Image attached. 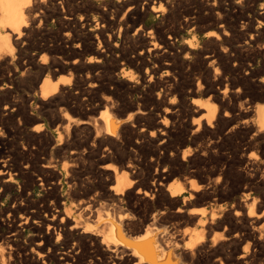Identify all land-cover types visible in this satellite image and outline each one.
Listing matches in <instances>:
<instances>
[{"label":"bare ground","instance_id":"bare-ground-1","mask_svg":"<svg viewBox=\"0 0 264 264\" xmlns=\"http://www.w3.org/2000/svg\"><path fill=\"white\" fill-rule=\"evenodd\" d=\"M122 1L127 8L124 7L118 20L115 16L120 6L110 0H103L102 6L96 8L102 23L99 36L95 37L96 54L84 59L77 49L84 43L79 30L90 22V15L81 0H0V130L6 131V137H0V197L10 189L15 175L25 176L23 188L34 181L30 161L26 159L25 166L14 170L4 159L12 152L6 146L14 130L23 133L22 155L33 153L37 140L52 144L50 151L61 153L64 158L60 170L55 168L59 164L51 159L43 162L42 168H35L39 187L48 184L47 194L55 197L53 207L46 206L43 215L41 211L28 210L16 223L15 216L3 217L4 209L0 206V229L7 226L8 232L6 240L2 237L8 249L0 248V264H11L8 262L16 246L15 236L33 223H37L35 252L42 256L52 255L43 249L53 248L54 244L50 246L53 239L57 243L62 236H77L95 243L102 252L122 261L120 264H264V152L259 156L251 150L255 145L264 148V108L257 107L251 118L247 117L248 103L245 107L226 108L229 99L242 96L239 93L242 89H230L228 93L233 82L218 75L215 67L218 61L228 58L226 43L230 35L219 1L204 0V5L201 4L211 16L208 24L200 26V13L186 8L178 24L180 29L189 28L192 37L187 41L188 49L204 67V75L190 92L207 94L216 101L205 106L197 99L188 104L184 98L179 104L168 99L174 92V82L166 72L170 74L173 70L179 54L176 29L163 26L162 22L142 23L152 13L163 20L189 0ZM50 19L58 24L53 36L59 45L41 44L35 39L40 35L41 40L50 41L47 36L52 34L47 35L46 30ZM124 42L131 47L130 57L123 48ZM247 44L252 46L255 42ZM68 45L71 48L65 49ZM127 66H133L137 73H130ZM253 75L250 71L249 76ZM138 79L142 89L131 84ZM260 85L264 87L263 83ZM137 89L141 98L133 99V91ZM13 93L15 98L11 100ZM149 96L154 104L147 107L144 99ZM184 107L192 115L191 122L183 128L188 137L174 132V127L183 123L180 111ZM69 111H82L86 116ZM28 112L37 114L36 118L44 122L28 128ZM219 122L223 123L221 130ZM127 131L135 135L137 145L148 137L145 142L152 148V154L144 163L152 173L143 172L134 147L128 151L121 149ZM156 138L161 140L157 144ZM226 144L230 145L228 154L222 152ZM84 146L87 153L102 150L100 162L112 159L111 153L120 149L126 160L117 165L90 163L87 167L90 176L75 178L79 172L77 162L88 158L83 154ZM84 170L83 166L81 171L86 173ZM59 174L66 181L58 189L47 178L56 179ZM174 174L182 180L171 181ZM70 197L78 198L77 206L73 204L75 207L61 211L58 205ZM131 197L144 204L159 203L166 216L156 214L147 218L131 212L127 207ZM203 201L208 207L195 206ZM19 207L13 200L9 211L15 212ZM183 216L186 222L194 224L193 233L165 228L166 218ZM135 220L144 223L139 224L137 235L132 234ZM58 264L76 261L71 253L62 251Z\"/></svg>","mask_w":264,"mask_h":264},{"label":"rangeland","instance_id":"rangeland-1","mask_svg":"<svg viewBox=\"0 0 264 264\" xmlns=\"http://www.w3.org/2000/svg\"><path fill=\"white\" fill-rule=\"evenodd\" d=\"M81 1L87 6L88 14L90 15L89 16L90 17V20H89L90 22H88L87 25H85L84 27L80 28V30H79L80 36L81 37L83 36L82 38L84 39V43H81L80 46L77 47V49L81 50L83 58L86 59V58L96 54L95 51L93 50V49L97 48V43H98V42H96L97 40H96L95 37L99 36V34H97V33L100 31L101 24H102L101 21H100V17L97 14V9L96 8H98V7L100 8V6H102V1L103 0H81ZM218 1H219V4L221 5V10H220L221 14L224 15L223 17H224V21H225V29L227 31V34L228 35L230 34V35H229L228 41L226 43V46H227V53L226 54L228 55V58L227 59H222L221 61H218L215 67H217V70L219 72L218 75H220L221 77H223L225 79H228L229 82H233V84L229 85V87H228V90H227L228 93H230V89L231 90H236V89L240 90V89H242L240 91L243 92L242 93V92L239 91V93L242 95L240 98H238L239 100L238 99H236V100L229 99L227 101L226 108L229 107V106H232V105L245 107L246 104L248 103L249 106H250L249 107L250 112L247 115V117L251 118V117H254V111H255V109L257 107L264 108V87H262L260 85L261 83L264 84V55L262 54V53H264V48H263V46H264V34H263L264 33V19H263L264 18V0H243V1L239 2V3H237V4L235 3V0H218ZM110 2L113 3V4H116L118 7L120 6V8H118V10L121 13L118 12L117 13L118 16L117 15L115 16L116 20L120 19V17L122 16V14L124 12L123 10H125V8H127V6L126 5L124 6L122 0H110ZM190 2H191V4H190ZM203 2H204V0H189V2L187 1V4L184 7H182V6L177 7L175 9V11H173L172 13L167 14L168 16H166L163 20H161L160 17H157L154 13H152L151 15H146V17L142 19V23H148V24L151 25V24H160L162 22L163 26H168V27H170V26L172 27L173 26L176 29V40H175V43H176V47H177V50H178V53H179L178 54V59H176V63L174 65L173 70L170 71V74L168 72H166L167 76H170L172 78V81L174 82V85H173L174 92H173L172 95H170L168 97V99L171 102H174V104H179L181 98H184L186 100L185 102H187V104L190 103L191 101H193L194 99H197V100H199V102H202L204 106L205 105H211L212 103L216 102L212 97H209L207 94H196V93H191L190 92V90H191L190 88H196L197 80L201 79V76L204 75V67L202 65H200L196 61L195 54L188 49V42L187 41H188L189 38L192 37V34L190 33L189 28H181L180 29L178 27L179 22L183 19L185 8L189 9L192 12L200 13V18H199V21H198V24L200 26L201 25L204 26V25L208 24L211 21V16L209 17V15L205 13V10H203V7L201 6V4ZM119 4H121V5H119ZM203 5H204V3H203ZM235 9H236L237 12L235 11ZM180 11H183V12H180ZM96 20L98 21L97 24H96V22H97ZM47 23H48V25L46 26V30L48 32L47 35L52 34V35L47 36V37H49L47 39H49L50 41L41 40L40 35L36 36L35 39L37 41H40L39 43H41V44H48V45L58 44L59 45L60 42L58 41V39L56 37L53 36V31H57L58 30L57 22L56 21H52L50 19V20H48ZM84 28H86V29H84ZM132 32H133V30H132ZM254 34H257V35L255 36ZM238 40H239V42H238ZM253 41L255 42L254 45L250 46L249 44H247L248 42L252 43ZM102 45L103 44L101 43V46ZM229 46H231V47H229ZM256 47L258 49H256ZM70 48H71V45H68V47H65V49H70ZM85 48H87V49H85ZM123 48L125 49L126 55L128 57H130L132 53H131V49H130L131 47H130L129 43L128 42H124ZM245 49H247V50H245ZM100 50H101V47H100ZM256 51H257V53H256ZM127 70L130 73H134V72L137 73L133 66H127ZM250 71L254 73V75L252 76L253 78L251 76H249ZM63 74L65 76L67 75L66 73H63ZM185 74H187V75H185ZM231 78H232V80H231ZM72 82H74V80ZM183 83H185V84H183ZM131 84H132V86L136 85L139 89H142V84H141V80L140 79H138V81H135V82H133ZM184 85H186V86H184ZM83 86L85 87L86 85H83ZM139 89H137V91H133V94H134L133 95V97H134L133 99H138L140 97L139 94H137L140 91ZM18 90L20 91V87L18 88ZM73 92H75V89L73 90ZM14 95H15V93H13L10 96L11 100H14V98H15ZM91 96H92V94H91ZM150 97L151 96H149V97L144 99L145 100V105L147 107L153 106V104H154L153 100ZM245 97H246L247 100L245 99ZM153 98H156V94H153ZM150 100L152 102H150ZM242 101H244V102H242ZM259 105H261V106H259ZM72 106H75V105L73 104ZM84 107H85V105H84ZM0 108H1V106H0ZM187 110H188V107H184V108L181 109L182 113L180 111V123H182V122L183 123H182L181 126H179V125L177 126L176 125L174 127V132H176L178 136L188 137V135H189V133H185L184 130H183V128L186 127L185 125L190 123L191 120H192V115L190 114L189 110L188 111ZM69 112L71 114H74V115H77V116H81V117L86 116V115H84V113H82V111H81V113L80 112L75 113V112H72V111H69ZM34 114L35 113L31 114V112L27 113L26 120H27L29 125L26 124V126L28 128L32 127V125H34V124H38L40 121L44 122V119L36 118L37 114H35V115ZM198 114H196V115L198 116ZM92 115H94V114H92ZM16 118H15V121H17ZM36 120H38V121H36ZM5 124L7 126L8 125L12 126V125H10L11 123L9 124L8 122H6ZM219 124H221V125H218V128L221 130L223 128V123L219 122ZM179 132H181V134ZM0 133H1L0 137H6V131H5L4 128L0 130ZM13 133H12L11 137L8 136L9 138H8V142H7V146H6L7 150L9 151V153L11 151L12 152L10 153V156H7V157L5 156L4 159L6 158L7 163L12 165L11 168H13L14 170L17 169V168H22L23 166H25L27 160L30 161V166H29V168H31L30 169V171H31L30 174H31V176H32V178L34 180L33 181L34 183L31 182L25 188H23L21 183L23 182V180H26L25 176L24 175H15V180H14L12 186L10 187V189L4 195H2L0 197V206H2V208L4 209L3 210V217H7L8 219H12V217L15 216L16 223H18L17 219L20 216H22V214L25 213L28 210H38V211H41L40 213H41V215H43L44 214V208L46 206L53 207V205L51 203H52V201H53V199L55 197L53 195H51V194L50 195L47 194V190H48V186H49L48 184L44 188L39 187V185H38L39 182H38V180H36L37 179V176H36L37 172H35V168L36 169L42 168L43 162H46V160L51 159L55 163L59 164L58 166L56 165L55 168L57 170H60V166H61L62 162L64 161V158H62L63 156H62L61 153H55V152H51L50 151L51 147H52V144L48 145L44 141H39L38 142L37 140L34 141V145L33 146L35 148H33V153H31V154L24 153V155H22V153H20V151H21L20 148H21V141H22L23 133H20V131H18V130H14ZM250 134H252V131L249 133V136H250ZM146 138H148V137H145V139ZM135 139H136L135 135H133L132 132L127 131L125 133V135L123 136L122 142H124V143H122L123 146H122L121 149L125 150V151H128V150H130V149H132L134 147L135 148V152H134L135 153V157L136 158L138 157L137 159L141 162V167L143 168L142 169L143 172L146 175H147V171L152 173L153 170L152 169L148 170V168L146 167V164H145L146 161L149 160V156L152 154V148L146 144L145 139H142L140 144H138V145L135 143ZM160 141H161L160 139L156 138L155 143L157 144ZM227 145H229V144H226V145L223 146V149H222L223 151L222 152L228 154L229 151H230V145L229 146H227ZM86 146H84V149H85ZM139 146H140V148H139ZM225 146L227 148H224ZM82 149H83V147H81V149H80L81 151L80 150L79 151L82 152ZM121 149L119 151L116 150V152L113 151L111 153V158L113 157L112 158L113 160L112 159H108V160H105V162H100L101 156L103 155L102 150H100V152L97 151V152H94V153H89V152L87 153L86 152L87 148H86L84 150L85 152L83 151V154L84 155L87 154L88 158L83 159V161H81L79 163L77 162L76 169H77V171L79 170V172L76 174L75 178H85L87 176H90V174L88 173V168H87V167H89L90 163L94 164V165L97 164V163L98 164H110L111 163L113 165H117L119 162L126 160L124 158V155H122L124 152L121 151ZM251 150H252V152L256 153L259 156L264 152V148L263 147L256 146V145L253 146L251 148ZM46 155H47L48 158L46 157ZM20 156H22V157H20ZM53 158H55V160ZM91 160L93 161V163H92ZM95 160H97V161H95ZM144 161H145V163H144ZM22 162H24V163H22ZM86 162H87V164H85ZM212 164L213 165H217V163L216 164L215 163H211V165ZM83 166H84V169L86 167V170H84L86 173L81 171ZM218 166H219V164H218ZM166 171H167V169H166ZM146 175H145V177H147ZM47 179H48L49 182L51 180L54 181L55 186H57L58 189L60 188L61 185L65 184L64 182L66 181L65 176L64 175H60V174L57 176L56 179L55 178L54 179L47 178ZM170 180L171 181H176V180H182V178L179 179L178 178V174H174V175H172ZM137 196L139 198L142 197L140 195H137ZM13 200H15L17 204H20V207L15 212L9 211L10 207L13 205ZM62 201H64V200H60V203ZM128 201H129V204L127 203V207H129V210L131 212H133V213H135L137 215H140V214L143 215L144 214L145 216H147V218H150V217H152L153 215H156V214L157 215L166 216V213H164L163 206L160 205L157 202H155L153 204L152 203L144 204L143 202H141V200H137L135 197H133V198L131 197ZM203 202L206 203V201H203ZM203 202L199 203L198 205H195V206H197V207H208L207 206L208 204L207 203L205 204ZM77 203H78V198L77 197H70L69 199H67V201H64L63 204H59L58 207L60 206L59 209H61V211H63L67 207H75V206H77ZM157 209H159L158 210L159 212L157 211ZM149 220L147 222H150ZM35 224H37V223H35ZM35 224L33 223V225L25 226L23 229L20 230L21 233L19 232V234L17 236H15L16 246H15L14 251L10 254L11 258L9 259L8 263H11V264H27V263L28 264H45V263L46 264H50V263L51 264H58V262L60 261V258H61V252L62 251H68L69 253H71L73 255V257L75 258L76 264H79V263L80 264H89V263H91V264H120L122 262V261L120 262L114 256H111L109 254H106V253L102 252V250L98 249L99 247L95 243H91L90 240L81 239V238H79L77 236H68V237L62 236L57 243H54V239H53L51 244H50V246L53 245V244L55 246L53 248H50V249H48V246H46L43 249L44 253L52 254L51 256H53V259H52L51 256H46V255L42 256L39 253H37V251L35 252V250L38 249L37 245L34 244V243H36V237H37V231H36V229L34 227ZM139 224L141 226L144 225V223H141L138 220H135L134 223L132 224V234L133 235L139 234V231H136L137 228L140 226ZM165 225H166L165 228H171L172 227L175 230H178V228H179V231H181V229H182L183 232H187V233H189V231H190V233H193L194 232L193 229L196 230L195 226L192 227V225H194V224L186 222L184 216L181 217V218L168 217V218L165 219L164 226ZM135 226H137V227H135ZM189 229H191V230H189ZM43 230L45 231L44 227H43ZM0 234H1V237H0V241H1L0 242L1 243L0 246L1 247L0 248L5 247V249H8L7 248L8 244H6V241H4V239H2V237H3L6 240V236L8 234L7 226H4V227H2L0 229ZM22 252H23V255H21ZM24 252H26V253H24ZM21 256H22V258H21ZM26 257H28V258H26ZM122 257L124 258L125 255H123ZM26 261H27V263H26ZM0 263H1V261H0Z\"/></svg>","mask_w":264,"mask_h":264}]
</instances>
